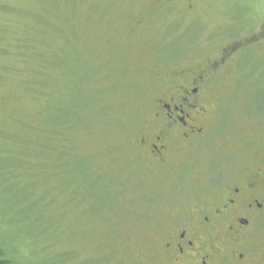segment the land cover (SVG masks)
Wrapping results in <instances>:
<instances>
[{
	"label": "rangeland",
	"instance_id": "obj_1",
	"mask_svg": "<svg viewBox=\"0 0 264 264\" xmlns=\"http://www.w3.org/2000/svg\"><path fill=\"white\" fill-rule=\"evenodd\" d=\"M128 4L129 0H0V90L7 102L0 107V144L18 145L33 158L29 164L45 192L44 201L55 204V195L59 201L61 193L76 201L70 212L61 202L55 204L52 233L59 239L61 231L71 237L70 220L77 219V213L88 214L91 201L85 191L79 198L75 180V174L86 173L85 167L76 170L80 160L88 170L94 165L95 171L108 169L117 190L111 194L112 205L90 217L93 239L87 245L80 239L83 247L69 264H86L84 249L100 258L98 264H148L150 241L159 225L157 200H171L198 179L229 171L232 163L208 166L197 159L185 173H141L144 163L125 140L132 138L135 128H143L156 88L166 90L169 85L174 95L181 85L170 81L156 87L170 65L208 60L219 55L221 47L238 44L228 70L213 79L208 90L209 103L216 106L212 133L225 138L240 126L255 135L263 132L264 137V0H177L173 11L163 7L148 16L147 2ZM186 4L193 6L189 12ZM129 9L132 13L122 16ZM105 65L107 70H101ZM83 70L89 76L84 83H91L81 89L93 99L80 109L82 123L69 126L67 134L59 130L66 124L56 121L61 115L57 109L76 100L77 87L85 85L77 86ZM182 70L176 72L184 76ZM46 139L53 151H48ZM214 146L209 149L214 151ZM63 149L68 156L59 154ZM144 180L148 187L141 186ZM66 245L68 241L61 240L63 251H72ZM19 253L11 257L17 260ZM21 254L23 263L30 253L26 258Z\"/></svg>",
	"mask_w": 264,
	"mask_h": 264
},
{
	"label": "flooded vegetation",
	"instance_id": "obj_2",
	"mask_svg": "<svg viewBox=\"0 0 264 264\" xmlns=\"http://www.w3.org/2000/svg\"><path fill=\"white\" fill-rule=\"evenodd\" d=\"M143 2L149 6L147 16L177 6V0H129L128 6ZM186 6L187 12L193 7ZM237 46L221 47L219 55L208 60L170 65L156 87L170 81L181 85L174 95L169 85L166 90L156 88L143 128H135L125 140L142 159V174L156 169L153 174L185 173L197 159L208 166L232 163L227 173L220 170L178 196L174 193L171 200H157L159 225L150 241L148 264H264L263 132L255 135L249 127L237 126L225 138L212 133L216 106L209 103L208 90L212 80L228 70ZM179 68L184 76L176 72ZM213 146L214 151L209 149Z\"/></svg>",
	"mask_w": 264,
	"mask_h": 264
},
{
	"label": "trees",
	"instance_id": "obj_3",
	"mask_svg": "<svg viewBox=\"0 0 264 264\" xmlns=\"http://www.w3.org/2000/svg\"><path fill=\"white\" fill-rule=\"evenodd\" d=\"M93 4L96 3L93 2ZM99 14V16H104L101 12ZM122 16H125V14H122ZM100 69L107 70V65ZM100 74L99 76L102 77ZM87 75L88 71L83 70L77 86L84 83L85 77H89ZM96 75L98 76L97 72ZM102 75L106 78V75L103 73ZM90 83L88 81V83H84V86L77 87L76 100L66 103L57 109L61 115H58L56 121L60 125L66 124L65 128L59 130L67 133L69 129H72L70 128L71 126L82 123L81 117L84 114L81 113L82 111L80 109L86 108V101L91 97L86 98L81 88H88ZM0 93L1 107L2 103L4 105L7 102L5 101L6 96L2 90H0ZM59 130L51 131L50 134H54ZM8 132L10 133V131ZM53 134L51 135V139L55 136ZM16 136L14 137L22 140L19 135ZM47 141L49 139H46ZM45 145H47L48 151H53L49 150L52 149L49 142ZM68 153L69 151L64 149L59 152L61 156H68ZM29 160H33V158L27 156L18 145L0 144V246H2L0 247V264H69L73 260L76 250L79 251V247H83L80 244V239L84 240L85 244L93 239L91 238L93 236L92 234H94L91 233L93 224L91 223L92 220L90 217L94 213L99 214L104 205H112L113 198L111 194L117 190H114L112 187V177L110 175L107 176L106 171H109L108 169L103 168L101 171H95L96 168L94 165V167L88 170L83 165L84 160H80L78 162L80 164L75 165L76 170L77 166L85 167L84 170L86 173L80 176L75 174L76 185L79 189V198L85 191V195L91 201L90 208L87 210L88 214L77 213V219L70 220L71 227L67 228L72 230V236L67 237L64 231H61L62 238L59 239V235L52 233L51 230V215L56 214L53 207L55 204L61 202L63 210L70 212L71 208L76 207V201L66 198L62 193L59 201L55 195V204L51 205L49 201H44L46 197L45 192L37 185L35 169L29 164ZM146 184L148 185L146 180L141 182V186L148 187ZM3 188H9L7 189L8 193L4 192L5 190ZM143 195L145 196L147 193ZM49 198L52 199V197ZM120 198L117 199L119 200ZM100 202H102L103 206ZM96 207L98 210H96ZM53 223L57 225L55 221ZM61 240H67L70 245H66V248H72V251H66V249L63 251L64 249L59 246ZM16 251L20 252V256L23 253V258H26L29 253L30 256H28L29 258L26 261L24 259L23 263H21L20 256L17 260L11 257V253H16ZM57 251L60 253H57ZM84 252L87 256L86 264L99 263L100 258L90 257L88 251L86 252L85 249Z\"/></svg>",
	"mask_w": 264,
	"mask_h": 264
}]
</instances>
